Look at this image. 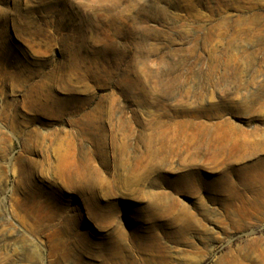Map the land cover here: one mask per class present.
I'll use <instances>...</instances> for the list:
<instances>
[{
  "label": "rangeland",
  "instance_id": "obj_1",
  "mask_svg": "<svg viewBox=\"0 0 264 264\" xmlns=\"http://www.w3.org/2000/svg\"><path fill=\"white\" fill-rule=\"evenodd\" d=\"M188 120L264 133V0H0V264H103L76 253L81 235L108 242L90 210L150 225L146 197L159 192L189 217L164 227L148 264H228L231 253L255 264L264 205L230 204L217 188L264 192V138L225 163L184 152L143 180L133 171L148 139ZM76 163L91 182L82 191L68 185ZM186 178L202 181L203 206L179 190Z\"/></svg>",
  "mask_w": 264,
  "mask_h": 264
},
{
  "label": "bare ground",
  "instance_id": "obj_2",
  "mask_svg": "<svg viewBox=\"0 0 264 264\" xmlns=\"http://www.w3.org/2000/svg\"><path fill=\"white\" fill-rule=\"evenodd\" d=\"M90 122H91V120H90ZM92 125H94V123ZM179 126L180 127L178 129H173V127H172L173 130L171 129V127L169 128L168 126H167L168 128L164 127L167 129H162V130L157 129L158 131L155 133V137L154 138L151 137L153 139H148L149 142H147V149L145 152L147 154V156L145 158L146 160L143 159V161L137 162V165L133 169L138 180H143V178L149 177L150 174H153L156 171H158V172L161 171L171 161V159L182 157L183 156L182 154L184 152L187 153L186 156L189 155L190 159H191V157L203 158L207 161L208 164L217 165L219 163L228 162L229 160H231V158L233 156L235 157L237 154L243 153V151L246 149V147H248V145L252 143V140L255 139L257 136L264 138V133L260 129H257L254 132H249L246 130H239L237 128V129H235V131L233 133H231L229 135H222L221 136L220 135L221 133L219 134L217 132V129H216L217 125L214 126V125L207 124V123L206 124L205 123H195L194 120H188L186 122L179 124ZM146 140L147 139L145 138V142H146ZM99 141H102V140H99ZM97 142H98V140H97ZM76 155H74V156H76ZM123 155H124V153H123ZM76 158L77 157H75V161L77 160ZM86 159L87 158L85 157V160ZM143 162H145V164H143ZM86 163L89 165L88 162H86ZM86 163H83V165ZM119 165H120V168L128 169L127 164L125 165V164L121 163ZM74 166H76V167L72 168L69 172V175H68L69 184L68 183L67 184L72 189L74 188L75 190H79V189L81 190L82 188L91 184L90 180L88 179L89 177L87 178L86 172L88 170H85L84 166H78V164L74 165ZM72 167H73V165H72ZM124 172H125V170H124ZM118 175L119 174L117 172V176ZM227 175H229V174H227ZM224 176H226V175H224ZM224 176H223V179H224ZM120 178H122V176ZM73 179H76V181H73ZM230 179H232V178L230 177ZM91 181H92V179H91ZM200 181L197 179H193V178H186V180L181 182L182 184L180 185L179 190L180 191L183 190V192L186 191V192H189V193L196 195L198 198V201H197L198 205L203 206L205 201L203 200L202 190L205 187L202 186L203 184L201 185ZM94 182H95V180H94ZM102 183H103V181H102ZM102 183H100V184H102ZM235 183H237V182H235ZM92 184H94V183H92ZM220 184H222V183H220ZM240 184H242V182ZM130 185H132V184H130ZM141 185H143V184L141 183ZM243 185H245V184H242L241 186H243ZM249 185H250V181H249ZM219 186L220 187L217 188L219 190L218 192H221L222 194L223 193L226 194L227 198H228L227 201L230 202V204L231 203L234 204L233 201L238 200V198H239L243 205H245L247 203L253 204V205H259V204L264 205V192H261L263 189L261 191H259L255 187L256 190L254 189V192H253L254 198L252 200L250 198H248V199H250V200H248V199H246V197H244L243 193H241L242 192L241 190H240L241 192H238L237 190L233 191L231 189H225L221 185H219ZM252 186L253 185H251V188H252ZM258 186L259 185L257 184V187ZM113 187H115V186H113ZM212 188H213L212 186H211V188H209V191H208L209 193L211 192L210 190H212ZM88 189L89 188H87V190ZM91 189H93V188H91ZM248 191L251 192V190H248ZM83 193H85V192H83ZM215 197H216V195H215ZM146 198L148 199V204H147V207L145 208V214L143 217H141V220L143 221L142 223H148L150 225L143 226L141 224V225H138L136 227H130L128 230L125 228L126 225L124 226L122 224L123 222H120L119 220L115 221L116 216L120 217V216H118L119 214L116 215V213L112 210H102L99 207L100 205L99 206L96 205V208H95L96 210L95 209L90 210V213H91L90 216H91V218H94V220L102 223L104 225L103 226L104 228L106 227L109 229V234L107 233L108 235L106 237L108 242H106V244L102 245L100 243H97L98 241L96 242L92 239H88L87 238L88 235L86 237L84 235L82 236L81 235L82 233H81L80 234L81 237H79L81 240L80 239L79 240L81 242L80 246L82 249L80 248L79 250H76V253L77 254L79 253V256L81 254L86 255V256H87V254H89L94 258H99V259L101 258V259H103V264H148L151 261V259L154 260L157 256V254L155 255L154 251H156V249L158 248V245L160 244V240H161L160 235H164V232H165L164 227L166 225L179 226L180 224H182L185 217H189V213L186 211H184L181 214H177V213L172 212L174 209V205L168 201L169 199L165 194H160V192H159V194L158 193L157 194L152 193L149 196H147ZM207 198H209V197H207ZM219 200H221V197ZM90 202H89V204H90ZM177 205H179V204H177ZM91 207H92V203H91ZM93 208H94V206H93ZM228 210H230V209H228ZM174 211H175V209H174ZM114 221H115V224H114ZM165 221H166V224L162 225V223L163 222L165 223ZM70 229H72V228H69V230ZM70 232H71V230H70ZM74 232H76V231H74ZM53 237H55V235ZM75 242H76V240H75ZM61 244H63V243H61ZM76 245H73V246L76 247ZM65 249H66V247L64 246V248H62V250H64V252H65V254L63 253L64 258H66V259L71 258L70 257L72 255L70 252L71 250L69 249L70 251L68 253V249H67V251ZM71 249H73V248H71ZM73 251H75V250H73ZM136 251H139L141 253V255L146 253L150 259L143 258L142 261L134 259L135 257H133V254ZM140 257H142V256H140ZM81 258L78 259V260H81V261H78V262H80V264L83 263L82 262L83 260ZM258 261L264 262V251L259 252ZM258 261H254V262H256L255 264H258L257 263ZM237 263H238V256L231 253V257L229 259L228 264H237ZM101 264H102V262H101Z\"/></svg>",
  "mask_w": 264,
  "mask_h": 264
}]
</instances>
